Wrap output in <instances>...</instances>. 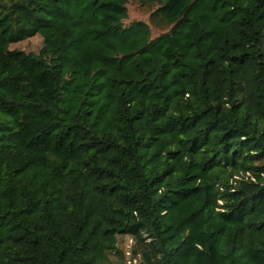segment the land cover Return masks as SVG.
I'll list each match as a JSON object with an SVG mask.
<instances>
[{"label": "trees", "instance_id": "16d2710c", "mask_svg": "<svg viewBox=\"0 0 264 264\" xmlns=\"http://www.w3.org/2000/svg\"><path fill=\"white\" fill-rule=\"evenodd\" d=\"M145 1L0 0V264H264V0Z\"/></svg>", "mask_w": 264, "mask_h": 264}, {"label": "rangeland", "instance_id": "374dc122", "mask_svg": "<svg viewBox=\"0 0 264 264\" xmlns=\"http://www.w3.org/2000/svg\"><path fill=\"white\" fill-rule=\"evenodd\" d=\"M127 19L123 22L125 26L133 22H144L149 25L151 38H156L165 31H162L158 26H154L150 22L151 11L147 8V2L144 0H128L126 4ZM42 46V39L39 36L32 37L23 42H18L11 45L10 49H17L25 52H38ZM119 244L122 250L126 253L125 256H129L132 248V242L128 237H119Z\"/></svg>", "mask_w": 264, "mask_h": 264}]
</instances>
